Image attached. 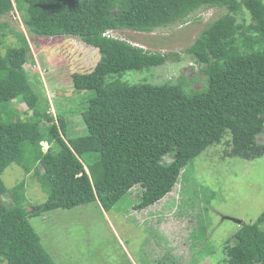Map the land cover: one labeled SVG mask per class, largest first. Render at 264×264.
<instances>
[{
	"label": "trees",
	"instance_id": "1",
	"mask_svg": "<svg viewBox=\"0 0 264 264\" xmlns=\"http://www.w3.org/2000/svg\"><path fill=\"white\" fill-rule=\"evenodd\" d=\"M200 8L224 9L186 49L202 65L205 89L188 93L180 85L117 78L160 66L167 56L107 36L108 30L152 33L187 23ZM14 9L29 33L78 37L100 58L91 71L70 75L72 90L94 96L81 113L86 135L68 140L65 115L48 112L24 69L27 40L10 31L17 44L0 54V264H55L30 218L93 202L109 211L134 187L142 190L136 210L148 208L173 190L189 162L227 134L225 156L250 161L264 155V0H0L1 44L2 19ZM12 102L33 116L7 119ZM89 153L99 158L86 165ZM11 164L26 175L41 169L44 203L27 201L24 181L5 187L1 174ZM6 194L13 205L3 200ZM241 225L234 244H224L225 263L264 264V212Z\"/></svg>",
	"mask_w": 264,
	"mask_h": 264
},
{
	"label": "rangeland",
	"instance_id": "2",
	"mask_svg": "<svg viewBox=\"0 0 264 264\" xmlns=\"http://www.w3.org/2000/svg\"><path fill=\"white\" fill-rule=\"evenodd\" d=\"M223 13L221 8H200L190 14L187 23L177 21L152 33L117 31V37L167 56L160 66L127 71L117 78L128 84L180 85L188 93L205 89L202 65L186 49ZM242 18L237 17L239 21ZM2 22L6 27L1 33L6 36L0 43V54L5 53L6 46L17 44L11 30L23 34L30 48L24 69L39 101L44 107L47 104L49 113L60 111L65 115L66 139L86 135L81 113L94 94L72 90L70 75L91 71L100 58L98 50L77 37L35 36L15 10ZM8 109L7 119L33 116L19 102H12ZM228 141L227 134L219 144L189 162L173 190L148 208L136 210L142 190L134 187L109 211L93 202L42 213L30 218V224L55 264H226L224 244L230 241L233 245L241 224L254 223L264 212V155L250 161L225 156L230 149ZM41 146L43 151L48 148L45 143ZM98 158L94 153L83 156L86 165ZM164 160L169 162L171 158ZM40 174L39 167L26 175L11 164L1 180L7 189L24 181L27 201L40 205L48 198ZM3 200L13 205L8 194Z\"/></svg>",
	"mask_w": 264,
	"mask_h": 264
},
{
	"label": "clouds",
	"instance_id": "3",
	"mask_svg": "<svg viewBox=\"0 0 264 264\" xmlns=\"http://www.w3.org/2000/svg\"><path fill=\"white\" fill-rule=\"evenodd\" d=\"M15 10V9H14ZM14 10H13V12H14ZM16 11V10H15ZM12 12V13H13ZM11 14V13H10ZM9 15V14H8ZM116 32L117 31H114V30H108L107 32H106V35L107 36H110V37H112V38H118L117 36H116ZM56 37V36H55ZM58 37H62V36H58ZM66 37V36H65ZM78 38V37H77ZM120 38V37H119ZM80 39V38H79ZM85 44V43H84ZM96 49V48H95ZM46 144V143H45ZM48 147V146H47Z\"/></svg>",
	"mask_w": 264,
	"mask_h": 264
},
{
	"label": "water",
	"instance_id": "4",
	"mask_svg": "<svg viewBox=\"0 0 264 264\" xmlns=\"http://www.w3.org/2000/svg\"><path fill=\"white\" fill-rule=\"evenodd\" d=\"M43 144V143H42ZM232 220V219H231ZM234 222H236L237 224H240L241 223V221H239V220H233Z\"/></svg>",
	"mask_w": 264,
	"mask_h": 264
}]
</instances>
